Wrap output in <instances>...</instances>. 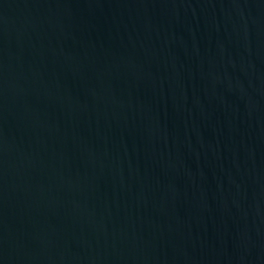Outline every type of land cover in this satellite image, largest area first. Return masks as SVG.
I'll list each match as a JSON object with an SVG mask.
<instances>
[{"label":"water","instance_id":"1","mask_svg":"<svg viewBox=\"0 0 264 264\" xmlns=\"http://www.w3.org/2000/svg\"><path fill=\"white\" fill-rule=\"evenodd\" d=\"M0 264H264V0H0Z\"/></svg>","mask_w":264,"mask_h":264}]
</instances>
